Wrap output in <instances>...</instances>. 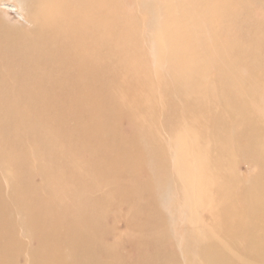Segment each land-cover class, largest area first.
<instances>
[{
	"label": "bare ground",
	"instance_id": "6f19581e",
	"mask_svg": "<svg viewBox=\"0 0 264 264\" xmlns=\"http://www.w3.org/2000/svg\"><path fill=\"white\" fill-rule=\"evenodd\" d=\"M148 1L29 0L32 5L31 18L34 29L27 34V38L22 37L17 43V53L14 57L0 55V66L3 67V70H0V139L4 140L6 137L23 146L20 151H12V148L8 150L7 144L0 143V196L6 185L9 193L15 189L18 184L17 175L12 169L20 166L21 171L18 173H23L22 178L29 181V188L22 185L25 196L29 194L35 200L48 201L50 206L54 207L61 203L66 208H76L73 211L85 204L80 203L81 201L88 202L90 197L95 200L89 201L91 204L103 206L100 202L106 203L104 194L111 196L110 188H104L98 180L92 185V176H86L81 169H94L99 178L107 175L105 179L108 180L112 168H121L122 163L117 160L113 166L99 165L97 169L94 166L97 163L92 165L91 162L95 156L100 155L98 149L106 156L118 159V156L126 152L128 144H140L138 153L127 159L126 164L131 171L130 175L135 179L134 183L130 182L132 191L141 189L143 193L148 191L151 194H162L173 188L180 193L184 192L183 196L182 193L179 194L181 197L177 198L180 202L170 209V213L168 211V216L160 212L157 202L156 208L153 206L154 210L150 212V215L154 214L150 218L158 220L161 234L170 233L176 236L175 239L168 236L169 243L175 247L181 243V253L185 251L187 240L194 241L193 244L198 243V246L194 244L199 256L197 264H258L260 257H264V108L256 100V89L264 85V71L260 66L261 55L257 52L264 49V39H261L264 38V0H239L240 24L251 20V37L248 43L250 53L245 51L236 54L226 48V45H234L236 39L218 34H230L227 30L232 31L231 27L236 25L235 15L233 21H230L227 14L237 10V0H190L191 5L204 4V8L188 6L183 10H177L172 0H166V4H160L157 0L149 1L150 3ZM126 2L134 3L132 12ZM207 2H211V5ZM165 14H169V17L165 18ZM203 20H211L213 25H202ZM222 22L225 24L222 25ZM140 24H144L151 31L145 45L155 51V54L158 52L155 57L158 66L155 70L159 71L153 74L152 70L135 67H146L147 60L145 54L140 52L134 55L131 51L132 44L141 42L138 33L133 29ZM163 24H169L176 30L171 33H165L163 29L159 31ZM183 26L188 31L180 35L178 29ZM209 42H212L214 47ZM216 49L218 56L215 54ZM247 59H252L253 62L246 64ZM167 65L171 69H168ZM241 66L246 67L248 73L237 75L236 70ZM208 69L217 71L215 84L213 81L209 84L206 79H201L202 76H207ZM158 72L170 75L171 80H164L165 77ZM103 78L106 79L105 82L98 84V80ZM155 78H158L156 87L148 83ZM137 80H141L139 85L131 83ZM143 80L147 83L144 84ZM126 88L133 92L137 91V88L141 98V101L133 103L131 108L128 105V96H124ZM164 88L173 92H170L171 95L166 99L159 93ZM104 93L106 97L103 96ZM2 95L5 101L2 100ZM158 97L161 98L160 101H156ZM50 103L53 106H49ZM166 103L170 105V109L174 106L175 113H170L169 108L166 109ZM160 111H163V114ZM213 114L215 118L211 120ZM86 116L88 120L83 123L82 119ZM118 116H124L130 122L132 130L129 138L119 133L116 139L103 123L102 118L118 123ZM69 123H77L88 137L80 138L78 130L67 129ZM191 123L193 126L195 124L194 131L192 128L185 129ZM165 133L168 134L167 140L164 138ZM114 140L116 148L110 144V141ZM127 140V144H121ZM64 144L65 152L59 160V151L55 148ZM27 145L33 152H27ZM183 154H187L190 161L181 156ZM69 156L73 158L69 160ZM241 159L261 166L246 183L234 176L235 165ZM147 160L153 161L154 165L149 169L138 167ZM37 161H44L46 165L38 167L35 163ZM58 161L65 163L61 167L63 171L54 170ZM12 166L16 168H11ZM51 173L53 174L50 175ZM142 173L146 174L145 179L141 177ZM197 173L203 175V181L214 183L212 188L217 191V198L221 197L222 200L225 197L222 208H219L220 212L217 209L214 214L209 213L210 222L218 220V227L225 230L211 229V223L206 225L196 221L195 224L198 225L194 226V230L188 231L191 227L177 229L171 221L175 212V219L178 221L186 223L195 220L194 214H189L183 209L185 204L182 203V198L186 197L189 203L192 202ZM154 174L161 183H156ZM161 174L164 176L163 181ZM140 178L144 180L140 181ZM38 180L41 181V187L36 183ZM73 183L75 186H72ZM239 184L243 187L241 194L235 192V187ZM57 186H60L59 193L57 192L59 196L49 192ZM62 186L66 191L62 190ZM139 199L140 203L144 200L142 197ZM17 203L20 204L19 201ZM7 204H4V208ZM36 205L35 201V205L31 207ZM86 205L88 206L87 203ZM253 206L256 207V212L252 210ZM8 207L10 206L7 205ZM97 208L93 209L98 211ZM105 208H109L108 204ZM37 209L39 213L40 208ZM8 210L13 211L11 208ZM41 210L45 211V207H41ZM230 211L232 216L225 217ZM49 213H45V219L35 218L34 223L49 220L55 224L57 220H61L62 211L52 213V216H49ZM105 215L107 214L103 213L104 220ZM29 216L32 217L30 214ZM10 217L9 214H0V264H85L78 258L80 255L74 253V249L66 253L67 247L55 240L53 234L56 232H46L50 227H45L48 226L45 224H42L46 228L43 232L46 235L53 233L50 238L53 237L54 240L47 241L53 252H44L45 255L38 258H35L38 254L27 255L25 243L19 240V244L16 240L14 242L9 239H16L14 226L18 225ZM100 219L96 216L94 222L102 223ZM27 223L18 227L24 230L28 226ZM56 227L55 225L51 228L52 231H56ZM78 228L80 229V225ZM10 230L14 234L5 237ZM71 230L67 232H73ZM244 230H251L253 233L254 251L243 250L239 241L234 242L231 235L228 236L229 233H241ZM100 232L94 229L88 234L91 238L104 235V232ZM192 232H199L200 241L191 236ZM82 235H85V231ZM85 237L84 239H87ZM41 238L43 240V237ZM52 241L54 243H51ZM222 246L225 247V253L220 252ZM101 247L106 251L112 249L104 245ZM225 255L230 256L231 260L223 259ZM75 258H78V261ZM113 261L104 264L118 262L115 259Z\"/></svg>",
	"mask_w": 264,
	"mask_h": 264
},
{
	"label": "rangeland",
	"instance_id": "374dc122",
	"mask_svg": "<svg viewBox=\"0 0 264 264\" xmlns=\"http://www.w3.org/2000/svg\"><path fill=\"white\" fill-rule=\"evenodd\" d=\"M149 1L151 2L152 0H149ZM189 1L190 0H172V2L176 5L177 10H183V9L187 8L188 6L189 7L194 6V8H197V9H203L204 8V4L199 5V6H198V4H195V5L192 4L191 5V2H189ZM194 1H196V0H194ZM157 2L160 4H166V0H157ZM238 2H239V0H237V10L236 11H229L227 14V18L230 19V21H233L232 20L234 18L233 15H235V20H237L236 25L231 27L232 31L227 30V33L230 32V34H221V32H219L220 34H218L220 36H224L225 38L236 39L237 42L234 45H226L227 50L233 51L234 54L239 53V52L249 51L248 43H249V39L251 37V33H250V21L251 20L248 22H244V23L240 24V18L241 17L239 14ZM207 4L211 5V2H207ZM126 5L129 8L130 12H132L134 10V8H133L134 3L126 2ZM31 7H32V5H31V3H29V0H0V55L1 56H4V57H12L13 56L14 57V54L16 55V53H17V51H16L17 43L20 42L22 37H23L22 39L27 38V34L30 33L34 29V27H35L34 22H33V19L31 18ZM125 10L128 11L127 8ZM213 14H218V13H210V15H213ZM219 15H220V13H219ZM163 16H165V18L166 17L168 18L169 14L168 15L165 14ZM139 17H141V15H139ZM208 19H209V17H208ZM225 19H226V14H225ZM210 24L213 25L211 20H203L202 21V25H210ZM221 24L223 25L225 23L222 22ZM184 28H185V26L178 29V33L180 31V35L187 33L186 30L188 31V29L185 30ZM133 29H134V31H136L138 33V36H139L141 42L136 43V44H132L131 51L134 53V55H138L141 52V54H145V56H147V60L145 63L146 67L136 65L135 63L134 64L136 66L135 65L134 66L139 67L141 69L144 68L147 71L152 70V74L155 73L156 71H159V70H155L158 66L157 63H155V60H156L155 57H156V55H158V52L155 54V51L150 50L145 45V42L148 41V39L150 38L151 31L144 24H140L139 26H134ZM162 29L164 30L165 33H171L172 31L176 30V29L171 28L169 24H163V27H160L159 31H163ZM261 39H264V38H261ZM259 42L261 44V40H259ZM209 43L211 44V46L214 47V44L212 42H209ZM215 47L218 48V46H216V45H215ZM257 52L260 53V55H261V60H260L261 63L260 62L259 63H260V66L262 67V69L264 71V49L263 50H257ZM249 53H250V51H249ZM215 54L218 56V49H216ZM201 55L203 57V53H201ZM250 62H253V60L252 59L245 60L246 64L250 63ZM168 66L169 65H167V68L171 69ZM159 68L166 69V67H159ZM243 68H244V71H243ZM0 70H3L2 66H0ZM246 72L248 73V70L246 69V67H243V66L239 67L236 70L237 75H239L240 73L246 74ZM158 74L164 76L165 77V78H163L164 80L165 79L171 80L170 75H164L161 72H158ZM216 75H217V71L208 69L207 76H205V77L202 76L201 79H204V80L206 79V81L209 84H212L210 81H213V83L215 84L217 81ZM149 76H151V75H149ZM129 77L131 78V76H129ZM105 80L106 79H104V78L99 79L97 83L102 84L105 82ZM168 80H166V81L169 82ZM140 81L141 80L132 81L131 83L139 85ZM161 82H163V80ZM161 82H159V83H161ZM143 83L146 84L147 82H145L143 80ZM148 83L150 85H154V87H156L158 84V78H155L153 81L148 82ZM126 89L127 90L124 92V96L125 95L128 96L129 107L133 106L132 105L133 103H139L141 101V98L139 96V92H138L137 88H135V90H137L135 92H133L132 90H129L128 88H126ZM170 92H171V94L173 93L172 90L171 91L165 90V88H164L159 93H160V96L163 97V99H166L169 97L168 95H171ZM103 96L106 97V94L104 93ZM2 100L5 101V98L3 95H2ZM160 100H161L160 97L156 98V101H160ZM256 100H258L259 104L264 108V85H260L257 87V89H256ZM48 105L53 106L52 103H50ZM166 105H165L166 109L169 108V112L173 113L174 112V108H173L174 106L172 105L171 109H170V105L168 103H166ZM171 110H172V112H171ZM160 112H162L161 114H163V111H160ZM181 113H183V111ZM214 118H215V114H213L211 116V120H213ZM76 119H78V118H76ZM87 120H88L87 116L82 119L83 123H85ZM102 120H104L103 123H105L106 128H109L110 131H112L111 134H114L116 136V139H118L117 135L119 133L122 135H126L127 138L130 137L129 134L131 133L132 128L130 127V122H128L124 116H122V117L118 116V123H117V121L114 122L113 120H110V119H107V121H106V119L102 118ZM1 121L2 120H0V122ZM113 122H114V124H113ZM1 124H2V122H1ZM71 124L72 123L68 124L67 129L68 128L71 130L73 129V131L78 130L77 131V132H79L78 137H80V138H87L88 137L87 134L81 130V128L78 126L77 123H74L72 125ZM194 126H195V124H194ZM194 126H193V123H191V124H188V126L185 129L189 130V128H192L194 131ZM65 128H66V126H65ZM5 131H7L6 128H5ZM116 132H117V134H116ZM64 136H66V135H64ZM64 136L60 135V137H64ZM164 138L167 140V138H168L167 133L164 134ZM4 140L0 139V143L3 145L7 144L6 146H7L8 150L11 148H12L11 149L12 151H20L23 149V146L19 145V143L15 142L14 140H9V138H6V137L4 138ZM127 142H129V141L127 140L125 143H121V142H119V143L127 144ZM165 143L167 144L166 141H165ZM110 144L113 145L111 147L116 148L115 140H114V142L110 141ZM130 144L127 145L129 150L127 151V149H128L127 148L126 152L124 154H122L121 156H118V159H117V157H112V156L108 157L105 154H103L100 151V149H98L99 154H100L99 155L100 158H99V156L98 157L95 156L94 159H92L93 162H91L92 165L94 163H97V165L94 164V166L97 169H98L99 165H101V166L106 165V167L109 165L113 166V164L117 160H120L122 163L121 168H117V169L112 168L111 175L109 174L110 177L108 178V180L105 179L107 177V175L101 176L99 178V176L97 174H95L94 169H93V171H91L90 169L87 170L88 168L87 169L86 168L81 169L82 173L86 174V176H92V178L94 179L93 180L94 182L92 183V185L97 183V180H98L104 188H107V187L110 188L111 196L105 195L106 194L105 193L104 194V200L106 201V203L102 204V202H100L101 205H103V206L91 204L89 201L93 200V198L90 199L91 198L90 197L89 200L87 199L88 202H82L81 201L80 203H85V204H82L78 210L73 211V209H76V208H72V207L66 208V207L62 206L61 203H58V205L56 207H54L53 205L50 206L51 204L48 201L45 202L42 199H36L35 200L34 198H31V196L29 194H27L25 196L26 193L23 192L22 185L23 186L27 185V187H28L29 181L27 182L28 179L25 180L24 178H22L21 174H23V173H20V172L18 173V171H21L20 166H18L19 169H18V167L16 168V167L12 166L11 168H16V169H12V170H13L14 174L17 175L16 182L18 183L17 184L18 187L16 185L15 189L9 193V192H7L8 185H6L3 193L0 196V209H1L0 214H9V217L11 216L12 219H14V221L17 222V224H18V225L14 224L13 223L14 221L12 222L13 225H17V227L14 226V228L16 229L14 237H16V239L15 238H9V239H11V240L13 239L12 241H14V242H16V241L18 242L19 240H21L23 243H25V246L27 245V255H28V253H34L36 255L38 254L35 258H38L41 255H45V253L47 251L52 253L53 250L50 248L47 241L54 240V238H55L56 241H60V243H62L65 247H67L66 253L71 251L72 249H74V253H78L80 255V256H78V258L80 257V259H82L85 264H87V263L92 264V262L93 263L95 262L96 264H101V263L104 264V262H108V263H109V261L112 262L113 259H115V261L117 260L118 262H120V263L117 262L115 264H168V263L169 264H197L196 261L199 260V256L197 254V249L195 248V245L198 246V243H196V244L194 243L195 244L194 245L193 244L194 241H192V240L188 241L187 240L186 246H185V251L183 250V253H181L179 250V246L181 243L176 245V247L174 245H172L171 243H169L170 241L168 239V236H170L171 239H175L176 236L174 234H170V233L169 234L167 233V235H164L163 233L161 234L159 229H158V226H159L158 220L154 217H153L154 219L150 218V216L154 215V214L150 215L154 210L153 206L156 208V205L158 203L159 204L157 205L158 206L157 208L160 210V212L162 214L164 213L165 216H168V211L170 213V209L174 208L180 202V199H178L177 197H181L179 195L181 193L183 196L184 192L181 191V193H180L177 190H173V188L168 189L167 192H164L162 194H151L148 191H145L143 193V192H141V189H139V190L137 189V190L132 191V186L130 185V182L134 183L135 179H133L134 177H132L130 175L131 171L129 170V167L126 166V164L128 161L127 159L133 158V156H135L138 153V146L140 144H137L135 146L130 145ZM43 145H45V144H43ZM41 146L39 147V150H40ZM65 146L66 145L64 144L62 146H57V148H55L56 151H59L58 152L59 160H61L62 156L64 155V152H65L64 147ZM45 149H46V147L43 150L45 151ZM31 150H32V148L29 145H27V152H29V153L33 152ZM43 150L41 151V154H42ZM186 155L187 154H183L181 156L185 157L188 161H190V158L187 157ZM92 157H93V155H92ZM244 157H246V156H243V158ZM72 158H71V156H69V160H71ZM95 158L97 159V161L95 160ZM249 158L255 159L253 157H249ZM180 160H181V157H180ZM24 161L25 160H23V162ZM35 163L38 167H40L42 165H46V162H44V161H37ZM61 163H62V165H61ZM224 164H227V163L224 162ZM16 165H18V164H16ZM64 165H65L64 162L58 161L57 166L55 165L54 170L63 171L61 169V167H63ZM124 165H125V168H124ZM153 165H154L153 161L147 160V161L143 162L142 164H140L138 167L149 169ZM260 169H261V166H257L255 163L250 162L247 159H241L235 165L234 176L243 180V183H246V181L249 178H252ZM88 171H90V172H88ZM89 173H91V174H89ZM52 174L53 173H51L50 175H52ZM196 175L197 176H196L195 181H194L196 187H194V190H193L194 191V193H193L194 197L193 196L191 197L192 202L189 203V200L186 197L182 198V203L185 204L183 209L185 211L187 210V212L189 214H190V212H191V214H194L195 220H192L191 222L189 220L186 223H184L183 221H178L175 219L176 215H177L175 212L174 217L171 218V221L175 224V227L177 229H182L184 227H186V229H188L189 227H191L190 229H188V231L194 230V226L198 225V223L195 224L196 221H200L201 223L204 222L206 225L210 224L211 222L209 219V217H210L209 213L214 214L215 213L214 211L217 209L220 212L219 208H222L221 205H222V202L224 201L225 197H223L222 200H221V197L217 198L218 193L215 189L212 188V185L214 183L203 181V175H201V173H197ZM112 176H114L116 178L112 179L113 178ZM161 176H162L161 179L163 181L164 180L163 174H161ZM141 177L145 179L146 174L142 173ZM154 177H155V181L157 184L161 183L159 181V179L156 177V174H154ZM142 178H140V181L144 180ZM101 180H103V181H101ZM40 182L41 181L38 180L36 183H37V185H40V187H41L42 184ZM109 182H111V183H109ZM140 183H142V182H140ZM109 184H111V185H109ZM141 185H144V184L142 183ZM72 186H75V184L73 183ZM19 188H21L22 190H20ZM59 189H60V186H57L56 188H53V190H49V192L55 196H59V194H58ZM200 189H202V190H200ZM242 189H243L242 185L239 184L235 187V192L237 194H241ZM62 190L66 191L65 188L63 189V186H62ZM205 190H207V192H205ZM43 191L47 192L46 189H43ZM54 192H55V194H54ZM201 192H203V193H201ZM21 195L24 197L22 198ZM31 195H33V194L31 193ZM76 196L78 199V195H76ZM16 197H18V198H16ZM29 197H30V199H29ZM140 197H142L144 199V200H141L142 201L141 203L139 202ZM8 198H10L9 199V202L11 201L10 203L8 202ZM39 198H41V197H39ZM25 199H27V200L25 201ZM28 199H29V201H28ZM6 200H7V202H6ZM37 200L40 202L42 200L41 203H43V204H41ZM18 201L20 204L17 203ZM27 201H28V203H26ZM35 201H36L37 205L40 204L42 209H44V207H45V211L41 210V207L38 206L40 208L39 213H38L37 205L31 207V205H33V204L35 205ZM74 201L76 203L75 199H74ZM94 201L95 200H93V202ZM29 202H31V204ZM156 202H157V204H156ZM6 203H8L7 205H9L10 207L7 208V205H5L6 208H4V204H6ZM86 203L88 204V206L86 205ZM11 204H13V205L11 206ZM17 204L19 205V208L16 207ZM106 204H108L109 208H105ZM93 205H96V206H93ZM47 206H48V209H47ZM34 207H36V208H34ZM95 207L96 208L98 207L97 209L99 212L96 211L95 209H93ZM101 207H103V209ZM9 208H11V210H13V211L8 210ZM257 208H258V206H257ZM6 209L8 210V212ZM18 209L22 212H19ZM88 210H90L91 212ZM178 210H179V208H178ZM252 210L254 212H256V207L253 206ZM16 211H17V213H16ZM61 211H62V213H61L60 217H61V220H64L62 222H61V220H57L55 222V224H53L49 220H47V221H44L43 223L42 222L40 223V221H36L34 223L35 218L38 219V217H40V219H42V218L45 219L47 216L45 213L50 212L48 215L52 216V213H58ZM68 211L71 212V213L70 212L69 213L72 214V216L68 214ZM103 213L107 214V215H105L106 216L105 220L102 217ZM29 214L32 217H30ZM40 214L43 216L41 217ZM231 214H232V212L230 211L225 215V217H230V216H232ZM67 215L70 218L67 217ZM96 216L101 218L100 221H102V223L101 222H98V223L94 222L95 221L94 218H96ZM65 218H66V220H65ZM74 219H75V221L73 223ZM77 219H80V221ZM217 221L218 220H216L215 222L212 221L211 226H213V227L211 229L215 228V229L225 230V228H219L218 227L219 224L217 223ZM27 222H30V223H27ZM79 222H81V224ZM24 223H27L28 226L26 225L27 226L26 229L23 230L22 228H20L21 227L20 224L22 225ZM201 223H199V224H201ZM42 224L48 225L45 227H48V228L50 227V230H47L46 232H53V233L56 232V234H53V233L49 234L48 233V235H46V233L43 232V230H46V228H44V225H42ZM78 224L80 225V229L78 228L79 227ZM255 224H257V223L255 222ZM55 225L57 226L56 227L57 229H56V231H52L51 228H53ZM60 225H61V227H60ZM18 226H20V227H18ZM63 226H64V229H63ZM69 226L72 227V230H71V228H69ZM73 227H76V228L73 229ZM208 228H209V226H208ZM94 229H98L99 231H101L100 232L101 234L104 232L103 233L104 235H98L96 237L91 238L89 235L94 231ZM172 229L173 228H169V230H172ZM11 230L13 231L14 229H11ZM11 230L7 232V234H6L7 236H5V237L8 238V235L11 236L14 234L13 232H11ZM57 230H59V231H57ZM70 230L73 232H67ZM84 231H85L86 237H85V235H82L84 233ZM81 232H83V233L81 234ZM89 232H90V234H88ZM96 232L98 233V231H96ZM74 233L76 235H74ZM51 234H53L54 238L53 237L50 238ZM63 234H65V235H63ZM157 234H160V235H157ZM229 235H231V239L234 242L239 241L243 250H249V251L255 250L253 233L251 230H244L241 233H229L228 236ZM236 235H239V236H236ZM39 236L43 237V240H41L42 238ZM191 236L194 239H196L197 241H200L199 232H192ZM60 237H62V238H60ZM68 237L69 238L71 237L72 239L70 240V239H68ZM84 237L87 239H84ZM46 238L47 239L50 238V239L46 240ZM56 238H58V239H56ZM63 238H65V239H63ZM72 241H74V242H72ZM41 242H42V245H41ZM51 243H54V241H52ZM19 244H21V243H19ZM67 244H68V246H67ZM223 244L228 245L227 242H223ZM101 245L108 246V248L111 247L112 249L111 250L107 249V251L103 250ZM48 247H49V249H48ZM22 250H24V249L22 248ZM220 252L225 253V247L224 246H222L220 248ZM82 255H85L87 257L82 256ZM78 258H75V259L77 260ZM97 258H99V259L101 258V259L99 260ZM119 258L122 261H120ZM223 259L231 260V257L226 256ZM112 264H114V263H112ZM258 264H264V257H260V261L258 262Z\"/></svg>",
	"mask_w": 264,
	"mask_h": 264
}]
</instances>
